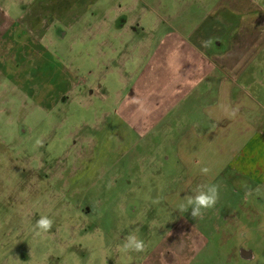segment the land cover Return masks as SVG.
I'll return each mask as SVG.
<instances>
[{
  "label": "rangeland",
  "instance_id": "obj_1",
  "mask_svg": "<svg viewBox=\"0 0 264 264\" xmlns=\"http://www.w3.org/2000/svg\"><path fill=\"white\" fill-rule=\"evenodd\" d=\"M27 1L15 12H25ZM92 1L109 22L138 0ZM142 2L131 12L147 32L141 42V29L116 31L104 22L83 33L79 23L60 46H39L34 53L24 46L8 62L0 55V264H264L258 181L228 169L215 181L204 178L185 190L182 166L162 160L163 154L174 159L177 143L211 101L207 95L186 97L185 80L197 71L190 49L196 38L183 39L176 30L185 14L216 9L218 16L207 26L216 29L214 38L225 42L226 51L243 25L239 9L246 6L248 22L259 20L257 27H264V0ZM31 18L28 11L21 21ZM88 20L96 21L90 14ZM11 46L0 40V53ZM35 53L34 62L26 60ZM244 77L248 97L261 103L254 114L264 128V49ZM94 86L99 93L90 95ZM129 87L135 89L132 96ZM149 109L154 113L148 115ZM259 151L262 164L247 170L264 174V147ZM209 183L217 185V202L196 218L166 201L171 192L180 198ZM41 215L52 221L47 232L34 228ZM188 222L195 223V233L186 232L182 241L176 225L186 228ZM133 229L145 248L125 253L118 245ZM228 232L233 237L226 243ZM235 245L256 260L232 254Z\"/></svg>",
  "mask_w": 264,
  "mask_h": 264
},
{
  "label": "crops",
  "instance_id": "obj_2",
  "mask_svg": "<svg viewBox=\"0 0 264 264\" xmlns=\"http://www.w3.org/2000/svg\"><path fill=\"white\" fill-rule=\"evenodd\" d=\"M225 7L235 10L238 8L229 4L220 5V8ZM201 11L202 14L197 16L186 13L176 29L183 39L196 38L190 49L196 57L192 66L197 71V76L185 80V84L190 87L186 97L200 99L207 95L211 99L210 104L200 110L203 114L200 122L184 134L176 145V157L187 178L181 186L188 190L198 177L215 181L228 169L247 181L263 183L264 174L259 169L247 170L249 164H262L259 150L264 147V128L261 127L263 118L254 114V111L260 109L261 103L252 96L248 97L244 75L264 49V27H257L259 20L257 24L248 22L252 19V14L245 6L242 11H238L243 17V25L241 23L237 32L231 36L229 49H215L210 47V39L215 37L212 31L216 29L211 30L207 23L218 16L217 11L214 8ZM154 111L149 109L147 113L151 115ZM160 123L161 120L158 124ZM150 129L152 128H148V131ZM201 167L208 168L207 175L200 174ZM183 197L179 198L176 192L170 194L167 201L180 209Z\"/></svg>",
  "mask_w": 264,
  "mask_h": 264
},
{
  "label": "flooded vegetation",
  "instance_id": "obj_3",
  "mask_svg": "<svg viewBox=\"0 0 264 264\" xmlns=\"http://www.w3.org/2000/svg\"><path fill=\"white\" fill-rule=\"evenodd\" d=\"M31 1V2H29ZM143 1V0H142ZM141 0H138L136 4L142 3ZM25 0H0V40H4L5 42L8 41L12 46L7 49L6 55L9 54V51L13 50L12 56L6 57L4 53H0L1 58L4 57L5 61H13L19 58V56L22 55L24 46L26 49H31V51L34 53L36 49H39L41 46V49H51V47L60 46L61 41H65L69 33H75L77 29V25L79 23H83V33L89 29L92 28L95 25V28L99 26L102 27V24L106 22L108 28H114L116 31H125V32H132L137 31L138 29H141L142 37L141 40H138L141 42L144 37L147 35V32L143 28H138L139 21L135 18V16H132L131 12H134V8L136 4H133V6L128 11L119 12L117 11V15L115 14L113 16V20L107 22L105 19V14L102 13L100 10L96 7V4L94 2H81L79 0H28V6L29 8L25 12H15V9L22 4H24ZM134 3V2H133ZM28 11L32 12V18L29 20H26L25 23L21 21L22 16L27 13ZM95 17L96 21L95 23H92L88 20L85 21L86 18L89 17ZM15 15V16H14ZM72 15H77L76 19L73 20V22H70V18ZM45 21L44 26H40L39 24H42L41 21ZM85 22V23H84ZM89 26H86V25ZM92 25V26H91ZM160 25L164 28V25L167 24L164 21L160 22ZM168 26V25H167ZM40 27V28H39ZM42 32L41 39H38L39 37L33 35L34 33ZM131 36V35H130ZM43 44L45 46H43ZM226 46L225 42L222 41L220 38H214L210 39V47L219 49ZM138 47H140V44L138 43ZM228 50V45L226 48V51ZM38 51H36L37 53ZM33 54L31 56H26L27 61L34 62L37 59L38 54ZM27 55V53H26ZM6 62V63H7ZM3 64H5L3 62ZM92 87V86H91ZM99 93L98 86L94 89H91L88 91L90 95H93L94 92ZM94 91V92H93ZM127 91L130 93V96L133 95V87H129ZM257 116L258 113L256 114ZM177 149V147H176ZM164 159H162L165 162H176L178 165H180L177 157L175 156L172 161H169V156L163 154ZM166 158V160H165ZM184 175V174H183ZM181 175V177H183ZM184 177H186L184 175ZM207 177H198L194 179L193 184L195 182H198L199 180H202ZM243 178V177H240ZM187 181V178H186ZM209 180H207L208 182ZM264 183V182H263ZM260 183L256 188H259L256 191V196L259 202H261L264 198V184ZM172 194V192L170 193ZM168 194L166 196L169 197ZM264 201V200H263ZM227 223V221H225ZM229 226H231L228 223ZM176 233H179L176 237L180 236V239L183 241L185 238V233L193 232L195 233V223L188 222L185 224L187 226L186 228L180 227L179 224L176 225ZM237 225H235L236 227ZM262 229V230H260ZM260 229H257V231H264V220L262 227ZM198 235L200 234L197 232ZM187 236V234H186ZM229 238L226 240V243H229L232 240L233 235L228 232ZM202 240H205L204 237H202ZM240 244H242V241L240 240ZM231 253L234 255H238L240 259L242 260H250L255 261L256 257L253 256L251 251H248L247 249H243L241 247L238 248L236 245L232 247ZM193 257V256H192Z\"/></svg>",
  "mask_w": 264,
  "mask_h": 264
},
{
  "label": "clouds",
  "instance_id": "obj_4",
  "mask_svg": "<svg viewBox=\"0 0 264 264\" xmlns=\"http://www.w3.org/2000/svg\"><path fill=\"white\" fill-rule=\"evenodd\" d=\"M39 143V141H37ZM207 167H201L199 172L201 175L208 174ZM179 205L181 211L187 210L193 218L202 214L203 210L212 208L218 199L217 185L209 183L207 185H196L191 192H186ZM52 227V221L47 216L41 215L35 222L34 228L38 232H47ZM135 229L130 231L124 238L122 244L118 247L125 253L127 252H143L145 241L139 239L135 235Z\"/></svg>",
  "mask_w": 264,
  "mask_h": 264
}]
</instances>
